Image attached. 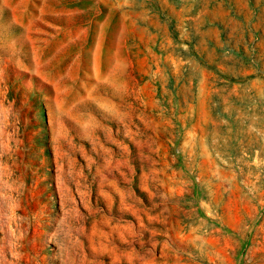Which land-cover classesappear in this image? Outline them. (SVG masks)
<instances>
[{
    "label": "rangeland",
    "instance_id": "1",
    "mask_svg": "<svg viewBox=\"0 0 264 264\" xmlns=\"http://www.w3.org/2000/svg\"><path fill=\"white\" fill-rule=\"evenodd\" d=\"M0 264H264V0H0Z\"/></svg>",
    "mask_w": 264,
    "mask_h": 264
}]
</instances>
